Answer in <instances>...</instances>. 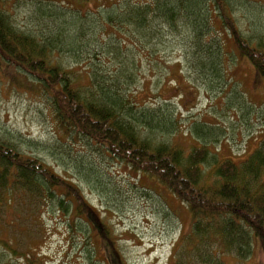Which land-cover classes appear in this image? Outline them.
Masks as SVG:
<instances>
[{
	"label": "rangeland",
	"instance_id": "rangeland-1",
	"mask_svg": "<svg viewBox=\"0 0 264 264\" xmlns=\"http://www.w3.org/2000/svg\"><path fill=\"white\" fill-rule=\"evenodd\" d=\"M144 1L0 0V12L26 35L53 43L58 38L57 64L74 70L82 85L88 84L87 76L118 77L131 66L134 82L123 86L118 81L114 88L144 108L164 109L166 118L171 116L172 123L146 133L147 139L185 152L205 146L218 158L246 160L264 140V77L225 33L215 12L217 32L210 37L221 40L220 76L212 78L207 67H201L205 56L195 47L188 21L178 22L163 38L150 67L144 59L148 53L136 45L132 65L133 25L124 12L126 3L133 7ZM227 1L241 34L263 45L264 0ZM107 14H114L113 21ZM12 71L0 74V134L6 133L4 140L75 188L100 229L75 218V209L65 215L42 194L16 188L0 219V264H26V254L37 255L34 264H201L213 255L222 264H264L258 237L251 238V252L244 260L223 251L218 238L197 239L186 205L156 178L138 174L84 138L73 141L57 135L46 101L30 89L29 80L14 79V73L10 77ZM140 137L144 139V133ZM61 190L74 192L64 185Z\"/></svg>",
	"mask_w": 264,
	"mask_h": 264
},
{
	"label": "trees",
	"instance_id": "trees-1",
	"mask_svg": "<svg viewBox=\"0 0 264 264\" xmlns=\"http://www.w3.org/2000/svg\"><path fill=\"white\" fill-rule=\"evenodd\" d=\"M98 1L107 4L112 0ZM126 6L124 16L133 25L135 39L130 50L132 65L136 45L148 53L144 59L150 67L163 38L177 28L178 22L188 21L195 47L205 56L206 63H200L201 67L206 66L212 78L220 76L223 59L217 54L221 40L213 42L210 37L217 32L213 26L215 12L225 33L264 77V44H252L241 34L227 0H145L143 4L131 7L128 2ZM113 15L107 14L106 18L113 21ZM7 17L0 12V74L4 77L6 74L1 72L11 69L10 77L14 73V79L23 76L29 80L30 89L38 90L48 104L57 135L73 141L84 138L111 159H120L138 174L156 178L186 205L193 220L191 233L197 239L218 238L223 251L244 260L251 252V238L256 236L264 253V140L240 162L218 158L205 146L185 152L169 143L152 142L145 134L162 130L163 125L172 123L171 116L167 119L164 109L144 108L114 88L118 81L123 86L134 82L131 66L129 71L116 74L118 77L87 76L88 84L82 85L74 70H64L57 64L54 53L58 38L53 43L26 35L16 30ZM213 49H218L216 54ZM143 133L144 139L140 137ZM7 137L6 133L0 134V219L16 188L28 189L35 195L42 194L43 200L55 202L58 212L70 215L75 209V218L100 229L88 216L92 208L86 206L75 188L40 161L17 150L16 145L4 140ZM208 172L209 180L204 176ZM62 185L73 190V194L60 193ZM36 257L26 254V264L36 263ZM210 258L200 260L201 264H222L214 255L213 261ZM92 259H96L94 248Z\"/></svg>",
	"mask_w": 264,
	"mask_h": 264
}]
</instances>
